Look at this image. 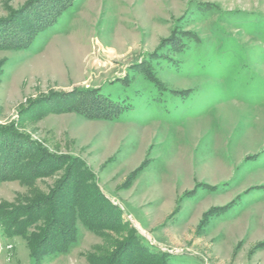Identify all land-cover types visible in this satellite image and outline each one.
Returning <instances> with one entry per match:
<instances>
[{
    "label": "rangeland",
    "instance_id": "1",
    "mask_svg": "<svg viewBox=\"0 0 264 264\" xmlns=\"http://www.w3.org/2000/svg\"><path fill=\"white\" fill-rule=\"evenodd\" d=\"M49 1L0 0V132L56 161L0 180V264H106L133 238L171 264H264V0H61L27 47L12 33ZM72 157L122 226L77 214V242L35 259L45 221L5 217L54 195Z\"/></svg>",
    "mask_w": 264,
    "mask_h": 264
},
{
    "label": "trees",
    "instance_id": "2",
    "mask_svg": "<svg viewBox=\"0 0 264 264\" xmlns=\"http://www.w3.org/2000/svg\"><path fill=\"white\" fill-rule=\"evenodd\" d=\"M50 5L47 7H39L27 14L29 23L26 26L19 27L13 36L18 37L25 42L27 47L35 40V38L51 26H53L61 14L66 10L65 3L61 4V0H50ZM65 4V5H64ZM7 34V35H6ZM2 35V39L10 40L12 35L6 32ZM1 39V40H2ZM226 46V45H225ZM224 52H226V47ZM235 59V58H234ZM93 101V102H92ZM92 104H103L107 106L109 112L106 116H127V110L120 108L119 105L110 106L109 101L92 98ZM105 116V117H106ZM113 117V116H112ZM0 180L9 178L12 175L19 173L18 167L23 163L26 155L31 154L37 158L31 164L26 165L28 168L25 172L30 173V178L47 175L55 171L53 166L56 161L53 158H45L44 155H39L37 149L32 143L26 142L24 135H20L17 131L11 134L8 130L0 132ZM77 161L75 158H70L65 161L63 166L69 169L68 178L60 185L51 197L40 200L35 203L33 208L18 209L12 215H7L6 223L7 230H12L15 234H21L36 222L45 221V228L40 229L41 234L33 233L30 239V247L33 251L35 259H41L48 254L57 255L66 252L73 244L77 242V230L75 225L76 215L81 216V221L88 228L107 230L113 227L122 226L123 220L118 209L109 202L103 195L90 183L83 185L82 179L89 180L86 173L79 167H76ZM47 163V164H46ZM49 166V167H47ZM82 175L80 176L79 174ZM68 208L67 216L62 218L60 208ZM60 215V221L58 220ZM65 215V214H64ZM15 216V219H11ZM23 219L22 222L15 220ZM94 222V223H93ZM21 223L19 227L16 224ZM116 223V225H115ZM136 238H133L127 245L121 246L119 250L106 260V264H171L170 256L163 252H151L148 248L136 245Z\"/></svg>",
    "mask_w": 264,
    "mask_h": 264
}]
</instances>
